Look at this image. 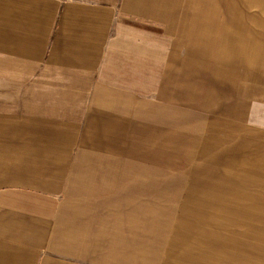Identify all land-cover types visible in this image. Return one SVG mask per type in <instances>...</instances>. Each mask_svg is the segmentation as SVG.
<instances>
[{
  "label": "crops",
  "instance_id": "0c3cea01",
  "mask_svg": "<svg viewBox=\"0 0 264 264\" xmlns=\"http://www.w3.org/2000/svg\"><path fill=\"white\" fill-rule=\"evenodd\" d=\"M182 1L0 0V264H256L217 216L253 225L264 192L216 185L177 227L188 159L264 174V130L192 102Z\"/></svg>",
  "mask_w": 264,
  "mask_h": 264
},
{
  "label": "rangeland",
  "instance_id": "374dc122",
  "mask_svg": "<svg viewBox=\"0 0 264 264\" xmlns=\"http://www.w3.org/2000/svg\"><path fill=\"white\" fill-rule=\"evenodd\" d=\"M181 4L180 11L189 14L185 18L192 26L190 87L194 106L238 125L264 130V0H183ZM188 160L190 190L177 224L179 228L184 226L187 233L189 229H196L203 219L206 222L212 212L224 210L205 209L207 205L203 200L210 199L216 185H227L224 191H235V198L237 193L241 197V189L249 188L256 200L264 192V184H261L264 174H253L258 172L257 166L248 173L243 165H238L240 175L236 177L231 175L230 162L220 168L224 169L223 174L215 169L214 159L196 155ZM231 184H235L233 187L237 190L232 189ZM257 209H254L253 225L243 224L250 215V208L239 209L238 222L230 218V213L226 218L225 211L217 216V224L225 232L226 228L239 232L248 228L254 233L256 264L257 259L264 260V255L257 254L262 251L264 216L261 211L264 208L259 209V213ZM242 237L240 234L239 238ZM242 241L239 240V250Z\"/></svg>",
  "mask_w": 264,
  "mask_h": 264
}]
</instances>
